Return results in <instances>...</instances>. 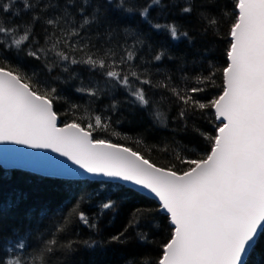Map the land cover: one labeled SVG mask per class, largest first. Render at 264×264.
I'll return each instance as SVG.
<instances>
[{"label":"snow or ice","instance_id":"1","mask_svg":"<svg viewBox=\"0 0 264 264\" xmlns=\"http://www.w3.org/2000/svg\"><path fill=\"white\" fill-rule=\"evenodd\" d=\"M176 8L196 16L202 28L196 35L215 36L221 25L227 28L226 66L213 71L215 66L209 64L206 75H184L175 85L174 76L168 75L153 83L133 63L137 46L145 45L149 37L138 27L129 28L125 36L131 37L133 44L127 39L121 44L120 24L114 26L107 12L125 18L138 16L153 29H165L174 41L183 37L194 43L193 34L181 32L174 23H153L150 17L153 11L163 16ZM21 11L29 17L23 23L8 19L9 14L19 17ZM36 24H40L39 33ZM13 50L15 64L9 60ZM166 55L167 51L161 50L153 59L161 61ZM26 60L42 63L49 73L61 65L65 72L69 65L99 70L105 78L102 82L75 89L92 99L119 88L133 98V104L147 108L153 100L143 86L165 90L179 107L178 121L187 125L190 118L200 116L215 124L214 134L192 124V131L207 141L208 148L197 156L195 149L185 147L174 153L172 163L158 167L139 151L94 137V133L111 128V117L93 114L86 125L73 118L60 126L55 110L62 98L58 88L51 86L48 78L41 80L36 72L29 73ZM220 74L222 84H217ZM193 79L196 85L190 86ZM209 89H216L217 94L210 99L197 97ZM110 107L116 110L115 100ZM78 108L71 105L72 110ZM154 115L165 123L158 109ZM0 144L51 150L75 167L13 148L2 149L5 163L36 166L51 175L108 177L124 182L116 185V191L124 196L137 194L136 189L146 191L155 207L142 204L135 208L123 231L111 236L109 243H126L130 230L137 239L146 240L147 233L139 231L141 225L159 229V217L167 222L169 231L159 245L155 264H264V254L251 259L257 249L264 253V0H0ZM112 191L109 189L96 205L101 214L117 208ZM99 195L83 193L62 217L63 223L53 225L55 232H64L76 219L96 229L97 224L80 205ZM49 235L51 239L40 238L31 252L30 227L23 235L0 238V264H53L57 249L65 253L75 250L76 242L60 244L55 233ZM82 243L86 248L98 244L94 240Z\"/></svg>","mask_w":264,"mask_h":264},{"label":"trees","instance_id":"2","mask_svg":"<svg viewBox=\"0 0 264 264\" xmlns=\"http://www.w3.org/2000/svg\"><path fill=\"white\" fill-rule=\"evenodd\" d=\"M17 6L22 9V5ZM107 15L114 26L117 22L120 24L118 39L121 44L125 39L129 45L133 44L132 38L125 36V29L138 27L149 37L145 45L137 46V56L133 63L138 66L140 72L147 73L153 83L168 75L174 76L172 83L175 85L184 75L190 77L206 75V66L209 64L215 66L213 71L226 66V51L230 37L227 34V28L223 25L216 30L215 36L211 33L196 35L202 33V28L194 14H182L179 8L163 16H157L156 11L150 14V17L154 18L153 23L161 25L174 23L181 32L187 31L193 34L195 42L192 43L183 37L174 41L165 29H153L138 16L129 14L125 18L117 16L111 10L107 12ZM28 18L23 11L19 17L8 15V19L15 20L16 24H21ZM35 29L39 33L40 24H36ZM93 35L95 36V33ZM114 44L115 41H113ZM101 46L108 47V45H98V47ZM161 50H166L167 55L161 61H155L153 56ZM170 56L173 59H169ZM9 60L13 64L16 63L14 50ZM25 68L29 73L36 72L41 80L48 78L51 86L58 88L62 98L56 102L55 110L60 116V125L73 118H77L78 122L86 125L93 114L111 117V128L106 132L94 133V137L111 139L113 143L139 151L158 167H165L172 163L174 153L185 147L195 149L197 156L202 155L208 148L207 141L192 131V124L199 127L202 132L214 134L215 124L206 118L192 117L187 125L184 121H178L176 117L179 107L172 103L174 98L170 97L165 90L143 86L149 98L153 100V104L150 107L141 108L132 103L133 98L126 91L119 88L108 95L101 94L96 99L76 92L77 87L92 86L97 81L102 82L105 79L100 75L99 70H89L86 65H69L68 72H65L61 65L49 73L42 63L26 60ZM181 68L183 71H180ZM52 77L56 78L55 82H52ZM216 83L222 84V74L217 76ZM133 84L139 86L135 81ZM188 84L195 86L196 81L193 79ZM180 86L184 84L181 83ZM216 94V89H209L207 92L197 94V97L210 99ZM162 96L165 99H162ZM113 100L116 101L115 111L110 107ZM72 104L78 105V110H72ZM157 109L164 114L165 123L163 124L155 118L154 113ZM117 120L120 121L119 124L115 123ZM117 184L121 183L63 179L20 169H5L0 165V238H14V233L23 235L24 230L30 227L33 239L28 241L32 245L28 249L29 252L37 247L40 238L51 239L49 233H55L60 244L68 241L76 242L75 250L71 253L57 249L58 255L52 258L53 264H144V262L155 264L161 251L159 245L166 241L169 231L166 227L167 222L161 221L159 217L157 218V223L161 224L159 229L155 227L150 229L141 225L139 231L147 233L146 240L137 239L135 231L130 230L126 243H109L111 236L123 231L135 208L142 204L155 207V201L151 197L138 191H136L137 194L130 193L124 196L122 192L116 191ZM109 189L113 190L111 198L117 200L118 205L112 211L101 214L96 205L105 199ZM85 192L100 194L94 200H85L80 205V209L92 218L91 222L97 224V228L91 229L76 219L64 232L56 233L53 225L63 223L62 217L69 214L73 205ZM93 240L98 244L92 248H86L82 243ZM11 243L12 241H9V244ZM262 254L264 253L257 249L251 259L255 261Z\"/></svg>","mask_w":264,"mask_h":264},{"label":"water","instance_id":"3","mask_svg":"<svg viewBox=\"0 0 264 264\" xmlns=\"http://www.w3.org/2000/svg\"><path fill=\"white\" fill-rule=\"evenodd\" d=\"M60 126H62V125H60ZM4 148L19 149L21 152L35 153V154H37V157H50L52 160L66 161V158L59 156V154L54 153L51 150L31 149V148H27L25 146L16 145V144H0V165L5 169H20V170L29 171V172L36 173V174L43 175V176L57 177V178H63V179H88V180H102V181L119 182L121 184L124 183L121 181H114L108 177H103V176L93 177V176L86 174V173L83 175H75V174L51 175V174H48V172L41 170L36 166H32V165L17 166V165H13L10 163H5V153L2 151V149H4ZM47 163L50 164L51 161H48ZM66 163L72 167H75L74 165H71V161H66ZM126 186L130 187V188L133 187L132 185H126ZM136 191H138V192H140L146 196H149L146 191L141 192L139 189H136Z\"/></svg>","mask_w":264,"mask_h":264}]
</instances>
